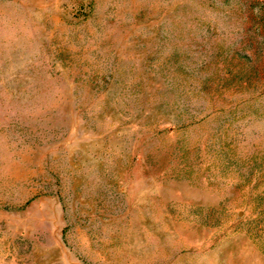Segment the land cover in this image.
<instances>
[{"label":"rangeland","instance_id":"374dc122","mask_svg":"<svg viewBox=\"0 0 264 264\" xmlns=\"http://www.w3.org/2000/svg\"><path fill=\"white\" fill-rule=\"evenodd\" d=\"M0 264H264V0H0Z\"/></svg>","mask_w":264,"mask_h":264}]
</instances>
